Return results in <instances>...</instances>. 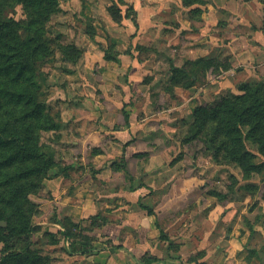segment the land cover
<instances>
[{
	"label": "rangeland",
	"instance_id": "374dc122",
	"mask_svg": "<svg viewBox=\"0 0 264 264\" xmlns=\"http://www.w3.org/2000/svg\"><path fill=\"white\" fill-rule=\"evenodd\" d=\"M115 1L122 9L121 21L108 10L111 0H59V10L44 23L49 50L37 63V80L45 111L58 125L36 133L52 166L22 182L18 192L26 199L32 230L28 236H11L10 242L42 255L49 264H164L167 254L186 255L175 263L195 264L191 258L203 254L205 236L219 221L205 218L211 201L225 206L233 201L232 210L225 208L228 225L219 245L225 252L229 237L245 236L244 229L233 230L232 224L252 227L263 216L264 173L246 181L235 164L212 159L202 136L188 139L195 106L243 93L242 83L258 82L240 71L252 64V55L233 56L226 47H217L210 57L225 68L198 69L199 81L185 87L172 81L171 67L204 56L193 49L200 36L171 22L172 7L157 6L158 28H142L139 0L137 6ZM30 13L17 4L11 14L27 21ZM63 49L77 60L67 59ZM106 51L112 60L105 58ZM247 144L255 151L251 140ZM248 181L258 188H245ZM2 184L6 187L4 180ZM144 205L155 214H148ZM260 222L264 226V219ZM252 245L263 249L260 235L243 246L238 258L242 264H264L251 252L244 258ZM3 250L0 241V257ZM148 256L156 261L139 260Z\"/></svg>",
	"mask_w": 264,
	"mask_h": 264
},
{
	"label": "trees",
	"instance_id": "16d2710c",
	"mask_svg": "<svg viewBox=\"0 0 264 264\" xmlns=\"http://www.w3.org/2000/svg\"><path fill=\"white\" fill-rule=\"evenodd\" d=\"M111 1L113 3L108 10L121 21L122 9L115 0ZM183 1L186 5L204 3L203 0ZM17 4L29 8V20H18L12 16ZM58 7L59 0H0V186H3L2 180L6 186L0 191L3 198L0 220L7 221L6 227L0 226V241L4 245L0 264H49L47 258L32 250L15 248L10 237L28 236L32 230L26 199L18 192L22 182L45 174L52 166L51 155L41 148L36 131L52 129L58 122L45 111L43 86L37 80V63L49 50V43L43 35L44 23L59 10ZM129 8L137 12L133 5ZM199 10L196 9L197 12ZM69 47L78 50L75 44ZM64 54L69 60H77L66 51ZM105 58L113 59L107 51ZM220 66L225 68L220 60L201 56L181 67L173 65L172 81L193 87L199 81L198 69L209 71ZM240 87L243 93L225 94L211 104L195 106L188 139L202 136L209 145L212 159L218 164H235L247 181L255 174L264 173V158L259 159L264 157V80L242 83ZM125 119L129 123L127 113ZM249 140L255 144V151L249 148ZM248 182L250 184L246 183L245 188H258L256 183ZM210 195L226 198L216 191H211ZM144 208L148 214H155L154 209L145 205ZM161 233L166 236L162 229ZM73 250L85 252L80 247H73ZM255 252V249L251 251ZM204 255L205 250L199 257L193 255L191 260L195 264H205L199 261ZM144 259L155 261L152 256Z\"/></svg>",
	"mask_w": 264,
	"mask_h": 264
},
{
	"label": "crops",
	"instance_id": "0c3cea01",
	"mask_svg": "<svg viewBox=\"0 0 264 264\" xmlns=\"http://www.w3.org/2000/svg\"><path fill=\"white\" fill-rule=\"evenodd\" d=\"M203 1L204 3L195 2L194 4L186 5L183 0H139V4L143 5L144 11L142 14L140 13L139 19L141 20L138 22L141 27L155 25L158 28V20L154 17L156 16L154 13L157 12V6L163 8L172 7L171 22H174L178 29L187 30L190 36L193 33L200 36V39L194 42L193 49H201L204 56H210L213 53L215 55L216 52H213V50L217 47H226L227 51L233 56H236L235 53L250 54L252 55V61L250 62L252 64L245 65L240 71H247L250 76H253L252 81L254 82L260 79L264 80V0ZM130 2H135L137 6L136 0H130ZM197 8L200 9L198 12L196 11ZM136 9L138 10V8ZM193 9L195 10L192 11ZM196 23H200V25L197 26ZM219 90H223V88L220 86ZM223 166L221 165L219 168ZM215 169L219 170L217 167ZM211 202L207 208V217H205V212L203 217L207 218V220L211 219L212 223L219 221L213 228L214 233L211 229L205 236V243H207L208 247H204L205 255L199 261H204L205 264H230L237 261L242 264L243 261L241 262L238 258V254L243 253V248L248 246L255 235H260L264 242V226L260 222L264 219V210H262L263 216L261 220L252 227L246 226L244 223L232 224L233 230L241 231V229H244L245 236H242L241 240L238 237H229L227 241L230 248L225 252L219 245L222 246L221 242H225V208L228 211L229 209L232 210V205L230 204L233 201L226 206L221 202ZM242 213H245V211H242ZM256 214L258 213L256 212ZM226 224L228 225L227 222ZM217 225H219V229H217ZM254 247L255 245L250 246L249 252L246 250L247 253L244 258L248 260L250 252L255 249L256 252L252 254L259 256L258 260L260 258L264 260V247L263 249ZM185 256L176 254L171 257L167 254V256L162 257L164 260H161V262L164 264H178L172 260L180 261ZM139 260L148 261L144 258ZM154 260L156 261V258ZM253 260L254 258L251 259L252 262Z\"/></svg>",
	"mask_w": 264,
	"mask_h": 264
},
{
	"label": "water",
	"instance_id": "95a60500",
	"mask_svg": "<svg viewBox=\"0 0 264 264\" xmlns=\"http://www.w3.org/2000/svg\"><path fill=\"white\" fill-rule=\"evenodd\" d=\"M0 226L6 227L7 226V221L0 220Z\"/></svg>",
	"mask_w": 264,
	"mask_h": 264
}]
</instances>
